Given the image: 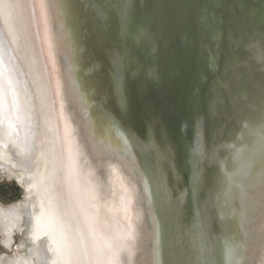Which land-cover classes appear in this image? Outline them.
<instances>
[{
  "label": "water",
  "instance_id": "obj_1",
  "mask_svg": "<svg viewBox=\"0 0 264 264\" xmlns=\"http://www.w3.org/2000/svg\"><path fill=\"white\" fill-rule=\"evenodd\" d=\"M52 2L118 264H264V0Z\"/></svg>",
  "mask_w": 264,
  "mask_h": 264
},
{
  "label": "bare ground",
  "instance_id": "obj_2",
  "mask_svg": "<svg viewBox=\"0 0 264 264\" xmlns=\"http://www.w3.org/2000/svg\"><path fill=\"white\" fill-rule=\"evenodd\" d=\"M59 29L52 0H0V173H21L26 193L8 206L0 202L2 245L26 249L0 255V264L120 260V245L112 246L102 229L119 218L110 211L119 193L128 202L134 191L123 173L109 170L106 186L102 171L96 177L87 165L84 123L73 93L70 100ZM106 194L107 213L101 209ZM25 230L28 243L16 246L17 233Z\"/></svg>",
  "mask_w": 264,
  "mask_h": 264
},
{
  "label": "rangeland",
  "instance_id": "obj_3",
  "mask_svg": "<svg viewBox=\"0 0 264 264\" xmlns=\"http://www.w3.org/2000/svg\"><path fill=\"white\" fill-rule=\"evenodd\" d=\"M93 147L95 146V143H93ZM9 177V179H8ZM21 173H16V172H10L7 171L5 173H0V202L4 205H10L12 203H15L19 200H22L25 198L26 193L24 190V187L21 183ZM27 231L25 230L24 233L19 234L17 233L16 235V246L20 245L22 246L23 243H28V236H27ZM2 236L0 233V255H5V256H12L17 252L20 253H26V249H20L11 251L7 250L4 248L1 242ZM17 251V252H16ZM7 254V255H6ZM12 254V255H11Z\"/></svg>",
  "mask_w": 264,
  "mask_h": 264
}]
</instances>
